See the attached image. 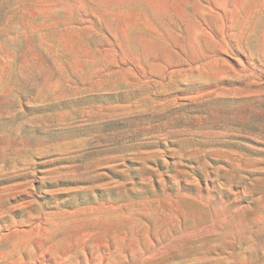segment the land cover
I'll return each instance as SVG.
<instances>
[{
	"label": "rangeland",
	"instance_id": "1",
	"mask_svg": "<svg viewBox=\"0 0 264 264\" xmlns=\"http://www.w3.org/2000/svg\"><path fill=\"white\" fill-rule=\"evenodd\" d=\"M0 264H264V0H0Z\"/></svg>",
	"mask_w": 264,
	"mask_h": 264
}]
</instances>
